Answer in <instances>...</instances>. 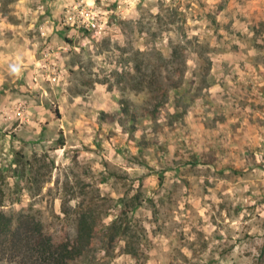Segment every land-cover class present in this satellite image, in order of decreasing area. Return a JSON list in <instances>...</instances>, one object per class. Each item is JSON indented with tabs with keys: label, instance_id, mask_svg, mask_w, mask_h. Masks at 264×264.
I'll list each match as a JSON object with an SVG mask.
<instances>
[{
	"label": "rangeland",
	"instance_id": "rangeland-1",
	"mask_svg": "<svg viewBox=\"0 0 264 264\" xmlns=\"http://www.w3.org/2000/svg\"><path fill=\"white\" fill-rule=\"evenodd\" d=\"M78 1L0 0L1 197L63 232L89 208L73 264H264V0H82L96 36ZM179 76L196 98L159 95Z\"/></svg>",
	"mask_w": 264,
	"mask_h": 264
},
{
	"label": "trees",
	"instance_id": "trees-1",
	"mask_svg": "<svg viewBox=\"0 0 264 264\" xmlns=\"http://www.w3.org/2000/svg\"><path fill=\"white\" fill-rule=\"evenodd\" d=\"M196 41L197 39H195ZM195 44L198 47V43ZM152 51H157V49L154 48ZM200 60L209 68L210 60L208 58L200 57ZM210 76L213 74H207V78ZM150 77L152 78L151 85L156 80L153 79V74ZM178 78L179 81H173L170 77H164V87L160 90L159 95L167 99L168 93L171 92L175 102L196 98V95L200 93L197 90L202 87L200 82H195L190 77L179 76ZM185 84L194 86L190 93L186 89L187 87H184ZM122 110L125 112L124 108ZM177 116L179 113L175 111L170 115V119L176 120ZM151 118H155V116L151 115ZM129 119L130 122H133L135 120L134 115L130 114ZM143 142V140L138 142L137 152L139 153L145 148ZM162 180V176H159V185L162 184ZM1 195L0 261L15 264H73L78 258L91 251L97 241L96 239L100 238L92 211L89 208L82 209L80 204L74 205L72 218L67 219V215L64 213L61 219L67 222L69 228L63 232L62 230L50 229L49 225L45 224L38 216V212L32 210L31 204L12 209L10 205L17 203L18 198L6 200ZM126 227L121 230L123 234L126 232ZM104 229L107 232L111 230V238H113V230H117V227L112 222ZM97 243H101V240H98Z\"/></svg>",
	"mask_w": 264,
	"mask_h": 264
},
{
	"label": "built area",
	"instance_id": "built-area-1",
	"mask_svg": "<svg viewBox=\"0 0 264 264\" xmlns=\"http://www.w3.org/2000/svg\"><path fill=\"white\" fill-rule=\"evenodd\" d=\"M63 24L66 26H72L79 30H85L91 32L92 36H96L100 33V27L97 19V14L93 8V5L89 3H82L81 1L73 3L63 18ZM50 53L46 52L43 58L40 61L35 62L34 68L36 64H38V70L46 71L49 74L56 75L57 65L54 62H51L49 59ZM32 80L34 82L37 81V77L35 75V71L32 72ZM15 113L19 116L24 114V107L21 105H15Z\"/></svg>",
	"mask_w": 264,
	"mask_h": 264
}]
</instances>
